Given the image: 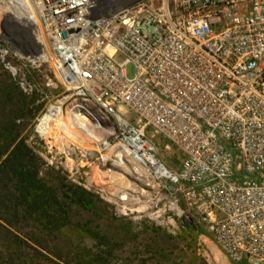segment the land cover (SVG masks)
I'll return each instance as SVG.
<instances>
[{"label": "built area", "instance_id": "obj_1", "mask_svg": "<svg viewBox=\"0 0 264 264\" xmlns=\"http://www.w3.org/2000/svg\"><path fill=\"white\" fill-rule=\"evenodd\" d=\"M97 14L96 0H0L3 70L31 96V74L48 68L63 92L41 98L34 133L51 138L45 118L72 100L99 163L108 150L129 156L229 264H264V0H142ZM148 128L180 153L177 169Z\"/></svg>", "mask_w": 264, "mask_h": 264}, {"label": "rangeland", "instance_id": "obj_2", "mask_svg": "<svg viewBox=\"0 0 264 264\" xmlns=\"http://www.w3.org/2000/svg\"><path fill=\"white\" fill-rule=\"evenodd\" d=\"M34 73V80L40 89L35 93V103L30 113L16 122L18 141L25 140L39 158L43 176L57 177L63 184H73L84 189L94 196L97 209L116 218L111 224L98 222L102 230L114 239L112 256L106 257L105 264H229L221 257L203 228L182 215L168 192L159 187L129 156L122 154L120 158L116 152L108 150L101 152L106 164L97 161V148L87 138L90 130L87 126L82 129L72 116V100L62 107V119L55 125L58 134L54 129L51 138L45 142L40 140L34 133L36 120L43 115L48 104L53 105L61 99L63 92L48 68H41L40 72ZM127 74L128 77L132 76L131 67ZM7 79V72L0 65V84ZM47 83L50 84L48 88ZM44 96L49 100L48 104L47 100L41 101ZM126 115L135 120L132 114ZM76 117L79 118L78 115ZM146 132L157 150V157L167 168L177 169L181 160L177 149L150 128ZM105 137L103 134V139ZM91 219V214L81 210L77 211L73 222L82 224ZM196 226L203 234L197 232ZM7 229L15 237L39 249L26 239L32 237L33 233L37 234L31 227ZM64 242L55 241L56 244L51 246L62 248ZM1 245L0 242V254L5 257ZM212 245L222 260L219 261L213 255ZM87 246L91 248L92 243L89 242ZM41 252L57 264H66ZM35 264L48 263L39 258Z\"/></svg>", "mask_w": 264, "mask_h": 264}, {"label": "trees", "instance_id": "obj_3", "mask_svg": "<svg viewBox=\"0 0 264 264\" xmlns=\"http://www.w3.org/2000/svg\"><path fill=\"white\" fill-rule=\"evenodd\" d=\"M8 78L0 84V242L7 257L0 254V264H35L39 258L57 264L41 251L66 264L107 263L114 239L98 222L111 224L116 218L97 209L94 196L84 189L41 174L39 158L25 140L18 141L16 124L30 113L36 92L27 96ZM81 210L91 214L92 219L74 224L73 217ZM21 226L35 230L37 234L26 239L40 250L7 229ZM55 241L66 242L61 248L51 246Z\"/></svg>", "mask_w": 264, "mask_h": 264}, {"label": "water", "instance_id": "obj_4", "mask_svg": "<svg viewBox=\"0 0 264 264\" xmlns=\"http://www.w3.org/2000/svg\"><path fill=\"white\" fill-rule=\"evenodd\" d=\"M98 14L96 18L107 15L108 13H114L118 10L130 7L139 3L142 0H96ZM112 3V4H111ZM114 3V4H113ZM113 5L111 8L110 6Z\"/></svg>", "mask_w": 264, "mask_h": 264}, {"label": "bare ground", "instance_id": "obj_5", "mask_svg": "<svg viewBox=\"0 0 264 264\" xmlns=\"http://www.w3.org/2000/svg\"><path fill=\"white\" fill-rule=\"evenodd\" d=\"M119 1V0H118ZM122 1V0H121ZM112 4V3H111ZM114 4V3H113ZM113 5H111L110 6V8L112 7ZM56 110V112H55V115L53 116V117H51V116H48V117H46L45 118V120L46 121H48L49 122V125H48V131L50 132V135L51 134H54V132H55V125L57 124V123H60V121H61V119H62V117H61V110L58 108V109H55ZM50 123H55L54 125L52 124H50ZM55 129V130H54ZM78 129H81V128H78ZM83 129V128H82ZM85 129V128H84ZM56 133L58 134V132H57V130H56ZM51 137H52V135H51ZM58 137V136H57ZM56 137H54V139H55ZM136 170V169H135ZM134 173V172H133ZM182 215H184L186 218H189L186 214H184V213H181ZM212 247H213V245H212ZM215 247V246H214ZM212 248V252H213V255L217 258V259H219V261H220V256H219V253L216 251V249L215 248ZM222 257V256H221ZM223 259H224V257H222ZM222 260V259H221ZM216 263V262H215ZM216 264H219V262L218 263H216Z\"/></svg>", "mask_w": 264, "mask_h": 264}]
</instances>
